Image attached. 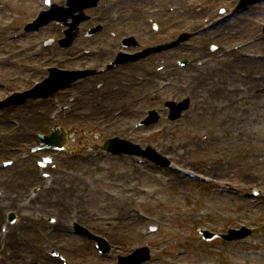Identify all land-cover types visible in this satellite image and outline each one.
<instances>
[{
  "label": "rangeland",
  "instance_id": "1",
  "mask_svg": "<svg viewBox=\"0 0 264 264\" xmlns=\"http://www.w3.org/2000/svg\"><path fill=\"white\" fill-rule=\"evenodd\" d=\"M110 1L113 0H108L107 4H110ZM191 1H194V4L189 10L182 7L181 0H144L141 1V4H146L145 6L134 5L136 6L135 9L142 11V13L146 10L152 13L153 8L157 7H159L157 10L161 9L159 14H154V20L158 22L160 36H165L167 39L169 36L166 35L167 32L178 31L185 26L186 20L190 19V16H181L180 14L192 12L193 10L196 11V15L202 13V4L205 5V3L201 0ZM213 2L211 5L214 6L208 13V18L206 17L207 20L204 23H209L210 20L219 17L218 10L220 8L232 10L236 0H215ZM26 4L29 7H26ZM24 7L26 10H24ZM27 8H29V12L26 15ZM43 8L42 0H0V58H3L5 61L4 63L0 62V97L2 98L10 95L13 92L12 90L30 87L36 81L41 80L45 75L47 67L57 66L61 67V69H77L78 67L76 64L70 65L61 62V60L69 56L68 53L70 51H78L76 47L79 46V43L74 45V47L76 46L75 48L68 51L58 50L55 45H52L48 50L42 49V47L41 49L39 48L47 37L52 35L57 36V31L51 32L48 28H42L38 32L27 33L22 37L19 36L18 39L8 40L9 36L19 34L22 31V26L29 22ZM247 8H260L262 10L264 8V0H255L254 3L248 4ZM247 8L238 13L235 20H231L230 22L234 25L243 22L238 29L240 31L242 28L240 35H237V28L234 32H231L229 24L225 27L227 32H229L228 39L224 42L216 40L212 43L217 45L224 44V51L240 50L238 51L239 57L243 59H247L245 55H254L252 56L254 57L253 59L261 60L263 59L262 51H264V33L262 32L264 28V12L259 11L258 13L250 14L246 11ZM32 11H34V15ZM137 16L139 17L137 28H129L127 25L116 27L114 30L117 32L115 33L116 38L120 35L133 32L137 34L142 45L155 44V42L145 43L143 41L147 33L151 34V32H142L145 30L144 27H146L144 18L148 16V13H138ZM163 17L165 24L160 23ZM171 18H177L178 22L171 23L167 21V19ZM135 20L132 18L129 22L135 23ZM107 31L105 32L106 34ZM114 43L116 44V48L117 41ZM35 48H39L40 50ZM219 53L223 54L220 51L216 55H213L205 49L204 56L207 59L203 60H199L204 57L201 55L196 56L191 53L181 54L180 56L177 53L176 59L186 57L191 61V64L182 71L181 87L179 88L177 85H173V83H167L164 95L172 97V93L176 92L175 99H178L183 93L188 92L189 94L190 89L188 84L194 80L193 78L198 76L199 67L205 66L208 69L211 64L218 63L221 58L218 56ZM4 54L5 56L3 57ZM16 54H19L20 57L17 58ZM55 58L59 60L54 61ZM223 60L230 61L229 64H233L234 59L229 55L223 58ZM195 62H200V64H196ZM219 74L222 75L225 72ZM190 75L191 77H189ZM209 77L210 80H208L209 78L202 77L204 83L212 85L216 81H222L216 74L210 73ZM124 78L126 77L122 79ZM96 80L90 83L89 90L97 88L96 84L101 81ZM245 80L247 86L251 84L253 87V94L255 93V89L260 91L258 93V96H260L259 103L252 102L250 97L239 96L240 99H237V95L233 94L229 98H220L214 103H209L207 111L213 112L219 110L220 116L207 118L203 114V111L195 108L192 101L191 110L178 122L169 123L166 120V115L162 112L163 114L158 124L147 129L135 128L134 124L139 121V115L116 118L114 120L112 118L105 119L109 118L108 115L86 114L82 116L86 117L84 119H72L73 117L66 114L68 112L67 107L72 106V103H69L70 99H65L64 96L53 98L49 102L50 111L39 110L42 112V116H46V119L43 121L46 124L44 128L36 130L31 127L26 129V132L32 131L33 133L31 137L28 136L31 141L25 140L21 142L20 145L25 146L24 150H20L19 154L22 153V155L19 158H14V164L11 168L0 171V177L13 172H19L18 166L21 168H32L33 173L37 171V174H32L35 180L26 184L23 189L26 199L30 195H33L32 197L43 195L41 190L47 188L48 185L45 187L42 182L49 183L52 178L56 179L59 176V169L65 172L63 173L66 175L65 179L67 183L65 186L67 188L71 187L73 189V187L77 186L74 182L83 176V171L87 170L84 166L89 165V163L81 162L78 159L72 160L64 157V153H57L54 155L55 158L51 163L46 165V168H39L37 161L40 157L42 155H53L52 151H41L31 154L27 150V147L33 145L34 141H36L35 133L49 134L55 124L74 131L72 132L73 138L67 140L68 146L72 149L92 147L97 143L101 144L99 143L100 141L102 142L112 136H118L129 139L140 147L151 146L167 156L179 168H184L193 173L200 174L201 172L209 171L211 166L224 164V159L232 158L233 156V159L240 160L242 163H234L226 167L222 174L206 173L209 177L219 178L217 180L218 183L215 182L212 184V187L204 186L202 183L195 181L188 186L177 189L172 185V181L169 185L166 184L168 178H171L170 173L158 171L159 168H157L151 174L152 171L146 165L148 162L138 163L135 158L129 155L125 157L99 155L95 157V163L89 174L84 173L86 176L78 182L82 188V191L77 195L80 198V201H76L78 206L76 204H74L75 206H71V204V207H64V214L66 216L68 208L74 209V207L76 211L80 210L83 213L82 206L85 207L89 213L86 219L80 220L75 218L74 214H67L69 228L73 220L75 223L83 225L84 228H90L94 234L99 236H104L102 232L107 223L109 226L112 221H122L123 229L120 231V234H124L131 239L127 238L121 241L116 249V253L125 255L126 252L129 253L143 244L149 245L155 258L152 264H212L211 262L213 261L215 262L214 264H248L247 261L252 264H264V73L257 70L253 75L252 73L247 74ZM239 81H228L225 85H232L238 88L243 84L239 83ZM120 84L124 89H127L122 80ZM257 85L260 88H256ZM111 87L116 89V86ZM196 87L199 88V95L202 96L200 100L203 103L208 101L209 96L205 93L207 90L200 88V85H196ZM108 90L109 88L103 86L98 92L103 96V93ZM126 93V90L120 92L119 102L108 106V108L118 109L125 105L126 101H128L127 99H123ZM135 93H139V91L136 90ZM73 95L72 92L68 97H72ZM191 99L193 100V97ZM229 99L231 100L230 103H228ZM39 100L28 101L27 104H24V110L29 112L30 106L35 107L42 103ZM160 101H162L161 98L158 99V102ZM149 104L140 103L139 105L141 106L132 104L130 110L136 109V111H140V108H143L144 111V109L150 107ZM221 105L226 106V108L222 109ZM159 106L157 105V107ZM255 107L260 110L257 111ZM88 109H93L94 113V105H92V108L88 105ZM2 110H0V115L2 114L4 117L7 115V110ZM233 110L247 112H245L244 118L237 120L229 117V115H232ZM196 112L199 113L200 117L193 116ZM60 113H63V115ZM47 117H50L49 120ZM0 127L6 131L12 128L9 123L1 121ZM209 134L212 136V141L211 137L208 136ZM197 136H200L201 140L207 138L206 145L209 148H203L205 149L203 150ZM190 138L194 143L198 142L199 149L191 143L188 145L179 144L180 141H185V139L190 140ZM215 140L217 142H214ZM27 156H29V159L24 160V157ZM1 157L3 155H0ZM91 157L93 156L91 155ZM121 158H124L123 162L119 161ZM97 164L99 167L96 166ZM132 164L138 167H133L134 170L141 169L137 171L134 178L132 176L128 177L127 173L123 172L131 168L132 166L130 165ZM161 170L166 169L161 168ZM143 171H149L150 175L154 178L151 180L148 176H146L147 178L144 177L142 174H146ZM39 179L44 181L41 182ZM16 182H19L18 178H11L9 185L12 184L17 190L22 189L24 185L20 186ZM251 188L258 189L260 195L254 199L246 197L245 195L250 192ZM38 189L40 191L35 193ZM225 189H229V192L225 193ZM4 190L7 191L6 189ZM0 191L3 192L1 185ZM66 193L68 195V190ZM81 193L85 195V198ZM240 194H243V196H240ZM11 196L13 197L12 193ZM30 206L28 203L26 209L21 211V217L17 218L12 226H18L17 223L19 225L22 224L23 217L28 215L42 225L43 230L45 225L57 222L58 215L56 213L53 215L42 213L41 215L38 212L35 213L34 208ZM35 206L39 207L40 205L36 203ZM4 208H1V211ZM240 223L254 229L253 234L246 239L247 241L242 246L226 244L227 247L225 249L216 248L202 251L200 245L202 239H197L194 235L197 233L198 227H207L214 231H220L227 227H235ZM150 226H156V230L151 233L148 232ZM2 227L6 228L7 224L2 222ZM15 227H12V229ZM82 243L85 245H82ZM65 248H69V250ZM57 249L68 258L66 261L70 262L69 264H111L115 258L113 250L111 253H108L106 261H102L104 257H97L96 253L93 254L95 249L92 241L72 234L70 231L66 236V240L61 243V246L45 244L39 249L27 251L24 254H27V257H34L32 255L39 252L41 254L40 260L44 262V257L50 256L51 251H58ZM81 250L85 255H88L90 251V258L83 259L76 256L73 259L71 257V255H75ZM28 261L25 260V262ZM58 263L61 264L59 259Z\"/></svg>",
  "mask_w": 264,
  "mask_h": 264
},
{
  "label": "bare ground",
  "instance_id": "2",
  "mask_svg": "<svg viewBox=\"0 0 264 264\" xmlns=\"http://www.w3.org/2000/svg\"><path fill=\"white\" fill-rule=\"evenodd\" d=\"M64 1L65 0H53V2L58 3V4ZM136 3L138 5L140 4L139 2H136ZM25 6L29 7L28 4H26ZM28 9L29 8H27V11L25 12L26 15L29 12ZM24 10H26V8ZM259 11L264 12V9L261 10L260 8L259 9L251 8L247 12L253 14V13H258ZM195 13L196 11L194 10L192 12L190 11L188 12L190 16H192ZM175 21L176 19H173V18L169 20V22H175ZM198 26H200V24H198ZM105 44L106 45L102 47L103 50L101 49L102 53L100 56L98 57L90 56L87 58L82 57L81 60L73 62V63H69V64L73 65V64L81 63L82 65H85V64H88L90 61H100L102 57L110 54L114 48V41L112 38H107L105 40ZM229 55L235 57L236 53L231 52V53L226 54V56H229ZM16 57L17 58L20 57L19 54L18 55L16 54ZM262 57L263 59L261 60H255L253 59L254 57H247V59H240L239 61H237L238 68L237 69L232 68L231 72L226 75L225 74L220 75L218 74L219 72H217L216 75L219 77L220 80H222V81H219V83L221 82V84H217V85H214V84L210 85V84L204 83L202 81V76L204 74L206 75V73L208 72L206 71L207 70L206 68L201 69L199 71V75L194 79L193 83L190 82V84H188L191 90V94L193 96V102H194L195 108L203 111V114L207 118H216L220 116L219 110L208 112L207 105L209 103H214L217 99L229 98L231 95L236 94L238 99H240L239 96L250 97L252 102L259 103L260 96H258V93L260 91L255 89V93L253 94V90H252L253 87L251 86V84H249L248 86L246 85L245 76L249 73H252L253 75L255 71L257 70L264 73V51H262ZM142 69H143V66H138V67H135L134 69H132V67H126L117 72L113 71L107 74L105 73L103 76H99L97 78H102L103 80L107 82V84H109V83H114L115 81L120 79L122 76H129L133 73V71L136 73L138 71H142ZM107 78H109V80H106ZM237 80H240L239 83L240 82L243 83L241 87L235 88L232 85L230 86L225 85V83L228 81L235 82ZM197 81L199 82L197 83ZM195 85H200V88L207 90L205 91V93L209 96L208 101L203 103L199 98H197L196 92L198 88L195 87ZM256 88H260V86L257 85ZM97 96H100V95H98V93L81 94L79 98V102L77 103L75 107V111H78V113L91 112L88 109V105L91 106L92 108L91 101H97L98 103L96 104L97 107H95V114H101L103 105H108L110 104L109 102L114 103L113 94L111 93L106 94L103 97L100 96L99 98H95ZM92 98H95V99H92ZM231 99H234V98H231ZM230 102L231 100L228 101V103ZM24 109L25 107L23 106L19 108L17 111H14L15 120L13 124L11 125L12 128L7 130V133L4 135V137H0V140H1L0 142H2L3 144L2 146V144L0 143V151L5 150L7 146H12L13 144H17L19 140L21 142L25 140L31 141V139H29L28 136L31 137L33 133L32 131L26 132V129L31 128V127L36 130L43 129L44 126L46 125L45 123H43V121L46 119V116L45 115L42 116V112L39 110L44 109L46 111H50L51 107L49 106L48 103L42 102L38 106H35V107L30 106L29 112H26ZM255 109L257 111L260 110L257 107H255ZM245 112L233 110L232 115H229V117L240 120L245 117L244 116ZM60 114L63 115V113H60ZM125 115L127 117V113H125ZM17 117L20 120H18ZM77 118H80V117H77ZM208 136L211 137V141H212V136L210 134ZM197 139L199 140V142H201L202 149L209 148L206 145L207 138L206 139L204 138L203 140H201L200 136H197ZM214 142H217V140H215ZM189 143H191L192 145H195L199 149L198 142L194 143L191 138L190 140L185 139V141L179 142L180 145H188ZM15 147H20V145H17ZM5 154H9V152L5 151L4 155ZM123 159L124 158H121L119 161L123 162ZM224 162H225L224 164L211 166V169L209 171H206L205 173L222 174L223 170L226 169V167L231 166L234 163H237V164L242 163L240 160L233 159V156L232 158L224 159ZM86 163H89V165L84 166L86 167L87 170L83 171V176L79 177V179L74 182V184L77 186L73 187V189L71 187L67 188L65 186V184L67 183L65 179L66 175L64 174L65 172L59 169L58 170L59 176H57L56 179L52 178V180L50 181V185L47 188L42 189V193L44 194L41 196L31 197L30 201H28V198L26 199L24 197L25 192L23 191V189L26 184L30 183L32 180H35V177L32 175V174L35 175V173H33L32 168H29V167L21 168L20 166H18L20 171L19 172L17 171L16 172L17 174L13 172L11 174H7V175L0 177V185L2 186V188L7 190V194L11 195L12 193L13 195V197L10 199V203L13 205V210L17 213L16 215L18 216V218L21 217V211H23V209H26V206L28 205V203L31 205L30 207L34 208L35 213L38 212L41 215L42 213L52 214V215L56 213L58 215L56 224L53 226L45 225L44 230H43V226L40 225L35 219H33L29 215L24 216L21 226L16 227L15 229H12V226L9 227V230L6 229V231L4 232H2V230L0 229V253L2 252L1 262L3 264H31L34 262L38 264L39 263L40 264H59L58 260L52 256L44 257V262L42 263L40 260L41 254L39 252L35 253V255H32L34 257H27L26 256L27 254H24V253L27 251H34L36 249H39L45 244L46 245L50 244L53 246H61V243L66 240L67 234L65 233V229L67 228L66 226L68 225L69 220L66 217L67 214L66 216L64 214V211H65L64 207L66 206L69 207L71 204H72L71 206H75L74 204L78 206L76 201L77 202L80 201V198H78L77 195L79 192L82 191V188L81 186H79L78 182L80 181V179H83L86 176L85 174H89V172L93 168V164L95 163V161L91 159H87ZM96 166L99 167L98 164ZM130 166L132 167L129 168L127 171H123V172L127 173L128 177L132 176V178H134L137 171H140L141 169L134 170L133 167H137V166L135 165L133 166V164ZM148 168L152 171L151 172L152 174L154 172V168L149 167V166ZM143 172L146 174V175L142 174L144 177L148 176L151 180L154 178L153 176L150 175L149 171H143ZM169 173L171 174V179H169L166 182L167 185H169L172 181V185L174 187H176L177 189H181L192 183L191 179L185 177V175L177 171H172ZM11 178H18L19 182H16V183H18L20 186L24 185L23 188L20 190H17L16 188H14V186H12V184L9 185ZM212 178L216 180L219 179L213 176ZM67 190H68V195L66 193ZM81 195L83 194L81 193ZM83 197L85 198V195H83ZM34 203H38L40 206L39 207L35 206ZM4 207H7V205L5 204V201L0 200V213L1 214L3 212V210L1 211V208H4ZM74 210H75V207L74 209L68 208L66 213L68 212V214L72 215L74 213ZM82 211L83 213L78 212V211L77 212L80 214L81 219H86L89 213L86 211L85 207L83 206H82ZM0 224H1V220H0ZM105 226L106 227L103 228L104 231L102 233L104 237L106 238L111 251L118 248L121 241H124L125 239L130 238L124 234H120V231H122L123 229L122 221L115 220V221L110 222L109 226H108V223ZM65 249L69 250V248H65ZM84 254L85 253L81 251L80 253L71 255V257L73 259L76 258V256L83 257ZM25 260H29V261L25 262Z\"/></svg>",
  "mask_w": 264,
  "mask_h": 264
},
{
  "label": "water",
  "instance_id": "3",
  "mask_svg": "<svg viewBox=\"0 0 264 264\" xmlns=\"http://www.w3.org/2000/svg\"><path fill=\"white\" fill-rule=\"evenodd\" d=\"M65 76L68 77V76H70V74L65 73ZM52 80H53V81H56V80H57L58 82H60V80H64V81H65L66 78L61 79V78H59L58 76H54V77L52 78Z\"/></svg>",
  "mask_w": 264,
  "mask_h": 264
},
{
  "label": "flooded vegetation",
  "instance_id": "4",
  "mask_svg": "<svg viewBox=\"0 0 264 264\" xmlns=\"http://www.w3.org/2000/svg\"><path fill=\"white\" fill-rule=\"evenodd\" d=\"M105 35H106V33H104L103 36L99 38V42H100V44H102L103 41H104V39L107 38Z\"/></svg>",
  "mask_w": 264,
  "mask_h": 264
}]
</instances>
